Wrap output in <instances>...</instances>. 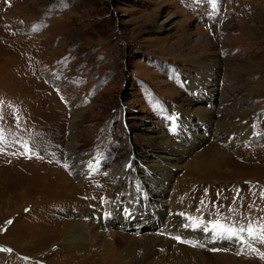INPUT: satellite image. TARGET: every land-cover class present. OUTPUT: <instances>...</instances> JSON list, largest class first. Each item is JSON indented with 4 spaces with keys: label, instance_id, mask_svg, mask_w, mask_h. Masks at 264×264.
<instances>
[{
    "label": "rangeland",
    "instance_id": "obj_1",
    "mask_svg": "<svg viewBox=\"0 0 264 264\" xmlns=\"http://www.w3.org/2000/svg\"><path fill=\"white\" fill-rule=\"evenodd\" d=\"M3 63L0 264L97 260L93 247L65 237L56 241L53 232L68 228L74 214L93 209L98 199L112 197L114 167L125 158L132 177L118 191L135 197L133 185L144 173L137 166L160 154L183 157L170 165L168 195L183 219L196 227L219 222L245 230L238 245L193 240L204 258L191 264H264V0H0ZM215 83L217 90L209 92ZM229 85L245 93L233 112L222 102ZM198 106L218 121L196 115ZM235 115L246 127L240 132H249L236 146L208 139L220 127L231 128ZM73 118L77 153L94 163L82 184L65 156ZM168 135L179 149L163 146ZM211 147L233 158L227 173L213 169L224 158L205 154ZM61 179L71 180L78 195L68 202L40 198L38 184ZM156 188L139 197L154 199ZM156 217L104 225L105 241L94 246L107 240L119 251L111 233L179 240L176 228L165 231V217ZM77 219L88 220L83 214ZM249 225L259 242L249 241ZM212 250L224 255L221 261Z\"/></svg>",
    "mask_w": 264,
    "mask_h": 264
},
{
    "label": "bare ground",
    "instance_id": "obj_2",
    "mask_svg": "<svg viewBox=\"0 0 264 264\" xmlns=\"http://www.w3.org/2000/svg\"><path fill=\"white\" fill-rule=\"evenodd\" d=\"M13 43H10L9 46L12 47ZM13 47H15V45ZM3 66L4 63L0 65V68L2 69ZM207 77L208 76L205 75V83H209L210 81L209 79L207 80ZM211 86L212 87L208 88V91L214 93V91L217 90L216 83L211 84ZM241 93L245 95L242 89H236L229 85L228 87H226V90L222 92V102L229 108H233V112L235 111L234 109L236 106L238 108L243 106V103L239 98ZM193 112L196 115H208L210 119L218 121L217 117L213 113H211V111L204 108V106H198ZM240 112L242 113L240 115H237L239 118H243V116H245V111L241 108ZM236 119L237 116L235 120L232 121L231 119V128L220 127L214 132V134H206V136L214 143H224L227 147L236 146V143L241 141L249 133L248 130H245L246 133L240 132L245 126L243 123L239 124ZM244 119L245 118H243L242 121H244ZM74 121H76L75 118L71 119V125L67 137V147L65 149V156L68 159L70 169L74 173L75 178L80 179L82 184L84 175L88 173L87 170L91 168L92 164L94 163H92V156L78 155L77 153V142L71 128ZM182 127H185V125H182ZM180 138L182 139V135ZM202 138L204 144L208 139L204 136H202L201 139ZM161 141L163 146H165V148L167 149H179L177 147L176 141L172 136H164ZM162 144L157 142L156 146L162 147ZM205 154H208L211 159L213 158L214 154L221 155L220 159L224 158V160H222V163L218 162L217 166L215 165L213 169H215L216 172L227 173V164L233 158L231 159L230 157L224 156L223 152L217 150L216 147L206 149ZM175 155L176 154H174V156L168 157L160 154L156 156V159H144L145 163L140 161L142 166L137 167L142 170L144 169V173H141V176H139L141 178H137V183L133 185V187H135V190L137 189V191L134 190V192H132V194H135V197H123L121 194H119L118 191V187L120 185L122 186V184L124 183L129 184L132 177V173L127 168L128 159H123L117 166L114 167V172L116 175L115 189L113 190L114 192L112 194V197L106 199H98L96 201V206L93 209L86 208L83 211H80L79 213L81 215L83 214L87 216V221H79V219L77 218L78 215L80 216V214L76 213L74 214V218L72 219V221L66 223L69 224L68 228L66 227V225H64L63 227L57 228L56 230L53 229L55 230L53 232L54 239L56 241L61 240V238L63 239V241L65 238L68 239V241L76 239L82 244H85L84 246L87 248L93 247L91 248L93 252H90L92 254H95L98 259L92 261L90 264H111V261L113 262V264H191L194 262H202L201 260L204 257L202 253L196 250L194 245L191 244L193 240L199 238L202 241L203 238L209 239L210 237L211 240H213V242L215 243H217V241L226 243L230 241V239L227 238V234H219V230L212 228L210 224H206L203 227H196L194 225L193 219H183V216H181L177 211L176 205L171 206L170 197L168 196L170 193L169 188L171 185L170 183L172 177V169L170 165L183 159V157ZM162 157H164L166 161H163ZM170 159L172 160V162L168 161ZM173 159H175L176 161H173ZM200 162H202V160ZM131 165V169H133L134 164ZM65 182L63 179H61L60 181H56L55 184H50L49 182H45L44 184L40 183L35 188H37V193L40 195V198L50 197L53 198V200L50 199L51 201L59 202L65 200L68 202L72 200L71 197H74V195H78V191H76V187L71 180H67ZM155 186H157L155 192L158 194L157 197L154 198L155 201L154 199H151V197H139L142 196L143 191L147 192L148 194L153 192ZM23 195L24 191L20 193V197H23ZM150 199L153 201H150ZM40 203H44V201H41ZM63 205L64 204H62V206ZM129 213L130 215L127 216V214ZM150 215H152L153 217L157 216L156 218L158 220H164L165 217V226L163 225L164 230L168 232L169 228L173 229L172 227H175V232H177L176 234H178H175V236H177V238L179 237V240H173L171 239V237H166L165 235L157 239L144 234L137 236V233L136 235H129L127 238L123 239L120 238L119 235L111 233L113 238L117 237L116 244H121L119 251H117L118 248H115L114 250L112 249V251L108 247L110 242L108 243L107 240V244L100 243L97 244L98 246H94L99 240L105 241L104 237L106 236L105 234L107 232L102 230V227L104 225L108 226L111 224H115V222H120L124 218L129 219L131 217L132 222L138 224L139 220L144 216L153 218ZM60 225L61 224H59V226ZM128 225L131 224L129 223ZM108 235H110V233H108ZM178 241L181 243H179ZM188 241L190 242L191 246L186 244V242ZM233 242L237 245L238 243H242L237 240L234 241L233 239H231V242L228 243ZM104 250H108L110 254L109 257L108 253L104 252ZM169 251H171L170 254L168 253ZM102 254H104L103 258L100 257V255ZM210 254L215 261L220 260L221 258H223L222 256H224L214 252L213 250ZM89 261H91V259ZM239 262L241 264V260H239Z\"/></svg>",
    "mask_w": 264,
    "mask_h": 264
},
{
    "label": "snow or ice",
    "instance_id": "obj_3",
    "mask_svg": "<svg viewBox=\"0 0 264 264\" xmlns=\"http://www.w3.org/2000/svg\"><path fill=\"white\" fill-rule=\"evenodd\" d=\"M211 2L213 3V5H215V0H211ZM2 142H3V136L0 135V143H2ZM0 150H2V149H0ZM262 195H264V194H262ZM213 227H214V229L219 230V234H227V238H229V239L235 238L241 242L244 240V237L241 236V233H243L245 231L243 228H241L239 230H235V229H231V228H225L223 225H220L219 222H217ZM247 232H248L249 241L259 242V237L251 225H249Z\"/></svg>",
    "mask_w": 264,
    "mask_h": 264
}]
</instances>
